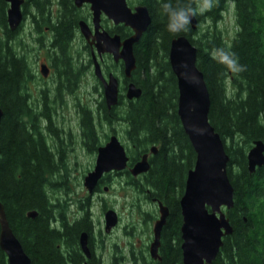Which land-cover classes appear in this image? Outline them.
I'll return each mask as SVG.
<instances>
[{"label": "trees", "instance_id": "1", "mask_svg": "<svg viewBox=\"0 0 264 264\" xmlns=\"http://www.w3.org/2000/svg\"><path fill=\"white\" fill-rule=\"evenodd\" d=\"M65 2V13L72 12V1ZM133 0H130V2ZM236 28L230 39L214 28L194 37L196 29L180 33L167 31V17L160 0H137L148 7L151 22L137 43L134 55L136 68L131 79L142 89L139 98L123 100L107 109L100 104L99 119L111 124L123 121L125 135L134 161L156 145L157 154L152 166L135 179L128 174V183L148 189L160 199L168 200L171 215L167 226V248L164 250L169 264H181L180 206L185 176L181 166L186 162L193 166L195 152L185 134L177 114V82L171 70L168 55L171 39L186 35L197 49L196 63L203 72L210 95L209 121L224 141L230 160L227 166L233 186V200L238 216L233 218L235 252L227 247L228 264H264L261 250V230L264 227V166L249 173L246 152L252 142L264 141V0H231ZM42 18L37 24L49 23L50 0H30ZM196 0H173V4L194 5ZM70 8H69V6ZM7 2L0 0V201L14 234L31 259V264H79L82 260L78 236L87 229V215L71 221L62 203L56 205L47 192L52 183L46 175L51 169L50 154L42 142L35 140L25 127L22 113L25 108L21 96V82L25 60L16 41L19 29L11 31L7 25ZM225 0L208 12L213 23L220 20L226 9ZM72 20L66 18L55 25V40L62 46L67 42ZM56 24V23H54ZM122 37L131 33L128 27L119 29ZM223 46L234 51L244 71L234 74L214 61L210 51ZM122 105L120 113L116 110ZM90 112V111H89ZM88 110L81 124L90 133L93 116ZM91 134V133H90ZM128 147V146H127ZM188 169V170H189ZM144 191V190H142ZM35 210V217L27 215ZM246 217V221L241 219ZM60 229H57V223ZM233 245V244H232ZM0 264H7L5 253L0 249ZM212 264H222L217 256Z\"/></svg>", "mask_w": 264, "mask_h": 264}, {"label": "water", "instance_id": "2", "mask_svg": "<svg viewBox=\"0 0 264 264\" xmlns=\"http://www.w3.org/2000/svg\"><path fill=\"white\" fill-rule=\"evenodd\" d=\"M7 25L16 30L22 22L23 0H5ZM90 3L94 25L93 40L99 54L110 53L114 60L123 61V76L130 79L136 68L134 45L147 30L151 16L144 4L129 6L127 0H75L76 5ZM104 13L115 24L131 29V34L121 38L119 34L111 35L107 30H100V15ZM196 16L191 20V29L197 28ZM83 36L89 40L91 32L84 21L80 22ZM169 63L177 82V114L182 128L195 152L193 166L187 171L183 193L179 199L181 224V249L183 264H211L222 244V235L231 232V226L221 206L233 205V186L229 180L227 166L230 160L225 151V144L219 133L209 121L210 95L203 72L196 63L197 49L186 35L171 39ZM95 75L103 85L104 100L108 109L119 102V81L110 73L103 75L100 65L95 60ZM142 89L132 80L126 86L125 97L128 100L139 98ZM3 110L0 107V122ZM157 147L152 145L149 152L155 153ZM124 144L114 134L99 146L95 165L84 177V186L92 192L102 175L109 171L128 169L132 176L147 172L150 168L148 152L141 154L131 166ZM247 170L253 173L257 167L264 165V141L254 140L246 153ZM107 188V187H106ZM160 217L154 224V241L151 253H156L162 226L166 221L168 208L159 203ZM37 211L27 212L35 217ZM115 210L105 213V230L109 231L117 223ZM81 250L87 258L91 252L87 245V233L79 237ZM0 249L5 253L7 264H31V259L14 234L6 217L3 203L0 201ZM83 264H88L87 261Z\"/></svg>", "mask_w": 264, "mask_h": 264}, {"label": "flooded vegetation", "instance_id": "3", "mask_svg": "<svg viewBox=\"0 0 264 264\" xmlns=\"http://www.w3.org/2000/svg\"><path fill=\"white\" fill-rule=\"evenodd\" d=\"M71 1L73 9L72 12L68 11L67 16L64 15L66 11L65 2H63L62 0H50L48 14L49 23L43 25L36 23L37 20H42V18L40 14L35 11V8L30 3V0H23L21 7L23 13L21 27L25 29V32H27V34L30 33L34 37L32 47H30L29 45H20V53L25 60L24 75L20 87L21 96L24 99L25 106L22 113V119L25 122L26 129L29 133L32 134L33 138L35 140L42 138V142L47 147L52 164L51 169L47 170L46 172L47 177H55L58 173V170L60 169L61 163H64V154L61 150L62 148H60V145L58 143L60 138L57 134V130H55L52 125V115L54 114V112L58 111V108L60 106L64 107L65 104L67 105L70 99L75 98L74 100H77V98L75 97L76 91L82 88L85 89L87 84V75H89L90 73L96 82L93 89L99 90L98 94L101 99L100 102H98V106H96L95 108L97 116L94 119L92 118L93 121L95 119L96 121L100 120V104H104V106L107 108L104 100L102 82L99 77L95 75V60L98 61L105 78H107L110 73L117 77L119 81V99L122 95L121 89L125 90L129 81L132 80L131 78L127 79L123 76V61L121 59H119L118 61L114 60L113 56L110 53L99 54L95 44L90 42L93 40L92 35H94L95 32L92 22V10L90 9V3L85 1L78 6L75 4V0ZM135 1L136 4H130V0H127L128 4L131 7L137 4H141L137 2V0ZM217 3L218 0H216L215 5ZM209 11L205 12L202 15H196L198 22L202 20L203 15H205V18H210V16L208 15ZM66 18L71 19L73 23L71 24L69 38L67 39V42L64 44V46H62L60 43H56L54 37L56 27L55 25ZM81 21H84L89 27V30L91 32V37L89 40H87L81 33ZM123 26H125L123 25V23L115 24L111 19H108L103 12L101 13L100 30L105 29L111 35L119 34L121 36L119 29ZM121 38L124 37L121 36ZM80 41H82L81 44ZM115 67L118 68L120 75L116 72ZM87 110L88 112L90 111L89 114L91 113L90 115L93 116L91 109H86L84 107L81 108V112H83V114ZM41 122H44L45 126L42 127ZM95 127L96 124L93 123L92 131H90L91 134L88 133L89 131L83 126L81 128L84 129L81 130L83 138L82 142L90 152L95 154L96 160L99 146L104 145L108 141V139L115 133L114 131H110V134H107L105 136L104 143L101 144L100 141L97 140V137L95 135ZM157 152L158 147L155 153H151L148 150V160L150 163V167L152 166L153 157L157 154ZM138 159L139 158H137L136 160ZM136 160H129L128 166H131ZM263 166L264 165L260 167ZM122 173L129 174L130 172L128 169H125L123 171H109L104 173L95 185L93 191H88L89 194L83 201H80L81 199H79L80 204H75L74 211H72L70 217L68 216L71 221H76L82 219L85 215H87V220L89 221L87 222L88 231H84L87 233V245L89 247L91 255L89 258H87L81 250L79 244L80 233L78 236V246L82 260L79 264H83L86 261L88 264H169V258H167V255L164 251L167 248L169 242V240L167 239V226L169 223V216L171 215V208L170 204H168L167 198L160 199L150 193L149 190L146 191L147 193L141 194L142 198L144 197V201L150 202L152 205H154L155 213L150 211L140 212V219L142 221L140 228H137L136 224L133 222L121 226V216L116 212L118 218L117 223L109 231H106L105 213L108 209V206L107 204H104V202L100 204V210L103 215L102 226L100 225V223H95L94 216L91 212V198L94 195H99V192L101 190H107V185H105L104 182L112 174L119 175ZM144 174L146 173L139 174L133 177L135 179H138L139 176L143 177ZM102 199L103 198L100 197L99 202H101ZM138 200L140 199L138 198ZM160 202L168 208V214L160 232L159 244L155 251L156 253H154L153 255L151 253V248L154 241V224L160 217ZM54 204L56 205V209L58 211V208H60V202L58 198L56 202H54ZM221 210L224 212L225 217L228 219L232 229L230 233H225L222 235V244L215 258L219 256L220 258H222V264H228V257L226 253L228 245H230L232 253H234L236 249L233 240V218H236L238 216V213L234 205H232L230 208L221 206ZM241 219L243 221H246L245 216H242ZM181 224L179 248L181 252V264H183L181 249ZM60 227L61 225L58 222L57 229H60ZM118 228L120 229L122 236H127V241L113 242L111 251L107 254L105 252L107 237L111 235L115 229ZM260 243L261 250L264 256V227L261 230Z\"/></svg>", "mask_w": 264, "mask_h": 264}, {"label": "rangeland", "instance_id": "4", "mask_svg": "<svg viewBox=\"0 0 264 264\" xmlns=\"http://www.w3.org/2000/svg\"><path fill=\"white\" fill-rule=\"evenodd\" d=\"M225 3L227 7L222 12L220 20L216 23H213L211 18H205V15H203V18L199 22L198 28L193 35L195 38L200 36L201 32L212 30L214 28L220 30L226 39H230L232 37L236 28L235 14L231 0H225ZM130 4H136V1L133 0V3L131 1ZM33 39V35L30 33L27 34L25 29L22 27L16 35V41L20 42L21 46L29 45L32 47L34 42ZM81 42L82 41H80V44ZM115 70L119 74L117 67H115ZM95 84L96 82L90 73L87 75V84L85 89L82 88L76 91L75 97L77 100H74L75 98L70 99L67 105L65 104L64 107L60 106L58 111L54 112L51 118L53 128L57 130V134L60 138L58 143L64 154V163H61L60 169L55 177L48 176V180L52 183L57 182V185L50 186L47 184V192L54 202H56L57 198L59 199V202L64 205L62 207L69 217L75 209V204L79 205L80 201H83L85 197L88 196V190L84 186V177L93 169L95 165V154L90 152L82 142V130L84 128H81V120L83 117L81 108L84 107L86 109H91L93 119L97 116L95 108L98 106V102H100L101 99L98 94L99 90L93 89ZM121 93L123 96L122 99L125 100V90L121 89ZM116 110L120 113L122 105H119ZM93 123L96 124L95 135L101 144L104 143L105 136L110 134V131H114L115 135H117L119 140L125 145L127 154L130 156L132 152L129 149V142L127 136L125 135V126L123 121L116 120L111 124H108L100 120L96 121L95 119ZM44 124V122H41L42 127L45 126ZM188 169V165L184 162L183 166H181V174L183 177ZM128 179V174L126 173L119 175L112 174L104 182V184L107 185V190H101L99 195H94L91 198V212L94 216L96 224L100 223L102 226L103 215L100 210V204L103 202L104 204H107L108 209H113L115 212L120 214L121 226L133 222L136 224L137 228H140L142 221L139 213L142 211L155 213L154 205L150 202L144 201V197L142 198L141 195L147 193L146 191L148 189H143L140 185L139 188H136L131 185V183L127 182ZM139 179H143V177L139 176ZM100 197L103 198L101 202H99ZM138 198L140 200H138ZM79 199L81 200L79 201ZM116 241H127V236H122L119 228L115 229L113 233L107 237V242L105 244V252L107 254L111 251L112 243Z\"/></svg>", "mask_w": 264, "mask_h": 264}, {"label": "clouds", "instance_id": "5", "mask_svg": "<svg viewBox=\"0 0 264 264\" xmlns=\"http://www.w3.org/2000/svg\"><path fill=\"white\" fill-rule=\"evenodd\" d=\"M216 0H196L194 5L173 4V0H160V7L167 17L166 28L170 33H180L188 30L191 20L198 14L211 10ZM211 58L222 64L228 71L239 74L245 66L239 62L238 55L229 48L215 46L210 51Z\"/></svg>", "mask_w": 264, "mask_h": 264}]
</instances>
